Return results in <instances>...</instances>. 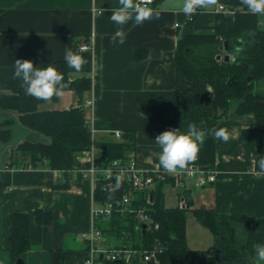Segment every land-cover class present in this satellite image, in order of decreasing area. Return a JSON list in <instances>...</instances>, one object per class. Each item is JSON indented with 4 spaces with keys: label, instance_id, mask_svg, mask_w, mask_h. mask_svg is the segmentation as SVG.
<instances>
[{
    "label": "crops",
    "instance_id": "obj_1",
    "mask_svg": "<svg viewBox=\"0 0 264 264\" xmlns=\"http://www.w3.org/2000/svg\"><path fill=\"white\" fill-rule=\"evenodd\" d=\"M183 4L184 0H155L150 9L159 13V19L141 26L130 21L124 25L126 41L119 44L110 39L118 27L110 21L111 10L120 6L119 0H0V94L11 93L9 81L21 87V80L13 78L16 59L31 60L34 67L48 66L64 60L65 49H71L87 60L80 72L70 68L71 79L88 76L91 88L80 101L72 90L64 89L56 100H42L38 108L80 104L86 119L93 121L94 153L96 143L112 139L113 131L130 130L135 145L129 154L138 166L160 165L154 153L161 149L154 139L171 129L140 112L137 100L150 103L174 98L177 40L207 29L219 4L248 11L240 0H216L197 8L189 19L182 12ZM92 33L93 49L78 50L79 43L88 41ZM161 67L163 73L157 78ZM87 97L93 99L90 106L85 104ZM18 115L15 109L0 107V128L9 129L8 138H0V264H81L92 196L91 184L80 169L88 166L89 152L76 154L79 168L71 173L68 187H53L60 176L44 163L35 167L21 166L19 161L10 164L19 154V143L49 142L48 137L21 124ZM220 128L228 131L229 140L216 139L215 180L202 186L196 183L197 176L184 178L180 184L173 178L155 180L150 187L152 201L172 208L180 206L186 196L191 199L185 214L187 247L212 251L213 264H264L253 249L254 244H264V144L255 147L250 115L224 114L217 122L216 129ZM198 207L239 221L236 233L244 248L235 260H227L224 242L196 220L191 209ZM37 208L51 211L50 223L35 221ZM16 212L30 215L31 247L11 261L9 220Z\"/></svg>",
    "mask_w": 264,
    "mask_h": 264
},
{
    "label": "trees",
    "instance_id": "obj_2",
    "mask_svg": "<svg viewBox=\"0 0 264 264\" xmlns=\"http://www.w3.org/2000/svg\"><path fill=\"white\" fill-rule=\"evenodd\" d=\"M155 0L153 1V3ZM231 14L217 12L213 23L207 29L188 33L177 40L175 48V96L171 100L146 102L137 100V108L143 114L164 123L169 129L188 131L194 123L205 133L216 128L217 122L227 111L234 116L250 115L253 120L254 144H264V88L258 82L264 79V29L257 26V15L232 6ZM228 54L229 59L224 56ZM138 56V54H137ZM64 76L65 89L73 91L78 101L91 88L88 76L70 77V68L65 60L53 64ZM46 68L47 66H39ZM159 68L155 77H160ZM10 94H0V107L12 108L19 113L18 119L28 129L41 133L49 142L23 141L17 145L15 161L21 166L35 167L44 163L51 170H62L60 182L53 187H68L72 170L78 167L75 156L91 147L90 129L80 104L63 109L40 110L38 100L25 94V89L16 81L7 83ZM56 100L57 96H53ZM6 124V123H5ZM8 128H0V138L6 140ZM95 162L106 164L112 159H125L134 149L133 131L126 130L120 140L106 139L97 143ZM216 138L206 135L194 163L208 170L215 162ZM168 179V178H167ZM116 188L117 175L109 184L99 180L93 197L98 202L116 203L128 189L120 180ZM128 208L145 207L152 219L150 228L136 224L133 212H122L121 205L107 219L99 220L103 235L113 234L119 240L115 247L125 246L138 250L157 245L155 259L141 262L132 260L129 264H213V252L190 249L186 244L185 214L191 206V199L184 197L182 205L165 208L152 201L151 190H134L130 193ZM151 198L146 202V197ZM180 197V196H179ZM182 197V196H181ZM196 220L226 247L228 261L235 260L244 244L236 233L239 221L225 217L211 208L191 209ZM34 219L39 224L51 222L50 210L37 208ZM154 223L158 226L154 228ZM9 258L16 260L30 249V215L12 213L9 220ZM104 264H126L122 260H108Z\"/></svg>",
    "mask_w": 264,
    "mask_h": 264
},
{
    "label": "clouds",
    "instance_id": "obj_3",
    "mask_svg": "<svg viewBox=\"0 0 264 264\" xmlns=\"http://www.w3.org/2000/svg\"><path fill=\"white\" fill-rule=\"evenodd\" d=\"M143 0H119V7L111 10L110 21L117 25V30L110 37L113 43L124 44L126 32L124 25L132 21L136 26L143 25L146 21L159 19V13L152 9L141 6ZM216 0H184L182 12L190 18L197 8L214 4ZM241 5L246 6L248 12L257 15V26L264 29V0H240ZM64 60L69 68L80 72L87 60L79 53L71 49H65ZM14 79L21 80V87L25 94L38 100H50L53 96L63 94L67 84L64 76L58 72L53 64L46 68L34 67L33 62L27 59H16L14 63ZM211 134L214 138L224 142L229 140V133L225 128L210 130V133L197 128L194 123L188 125L187 133H181L178 129L167 130L156 135L154 141L161 151L154 153L158 156L159 163L167 173H175L177 169H184L190 162L196 160L200 151V145L204 143L206 135ZM120 181L117 177L116 188ZM253 249L256 257L264 261V244H254Z\"/></svg>",
    "mask_w": 264,
    "mask_h": 264
},
{
    "label": "built area",
    "instance_id": "obj_4",
    "mask_svg": "<svg viewBox=\"0 0 264 264\" xmlns=\"http://www.w3.org/2000/svg\"><path fill=\"white\" fill-rule=\"evenodd\" d=\"M154 0H143L141 6L151 7ZM135 2H140V0H135ZM217 12H222L223 14H231L234 12L232 7L219 4L216 8ZM96 13H100L97 10ZM192 18V14L190 18ZM93 49V33L90 35L88 41H82L78 45V50H92ZM85 104L90 106L93 104L92 97H87ZM87 123L90 129V135L94 132L92 118L87 119ZM112 136L115 140H120L122 136V131L115 130L112 132ZM89 152V164L88 166L81 168L80 172L84 177H86L91 184V205H90V227L84 234V241L86 243V253L81 264H104L108 260H118L129 264L132 260L138 259L141 262L149 261L155 259L157 245H153L149 248L142 250L130 248V247H109L101 240H104V235L98 226L99 220L107 219L114 211L118 210L121 205L120 210L124 212H133L136 217V224L142 225L150 228L152 224V219L147 212L145 207L139 208H128L127 203L130 201V193L134 190L150 189L151 185L155 180H165L167 178H173L176 184H180L182 179L197 176L196 183L200 186L213 182L215 180L214 169L205 170L200 166L189 163L184 169H177L175 173H167L161 165H156L150 169H143L138 166L133 154H129L125 159H112L106 164H97L95 162L96 153L93 151V142L91 140V147L87 150ZM79 168V167H77ZM75 168V169H77ZM74 169V170H75ZM72 170V172L74 171ZM59 176L63 172L62 170H54ZM117 175L120 180H123L127 184V190L122 194L121 198L112 203L111 201L98 202L93 197L94 188L99 180L107 181L106 184L110 183L111 178ZM151 198L146 197V202H150ZM183 201H181L182 205ZM157 224L154 223V228H157Z\"/></svg>",
    "mask_w": 264,
    "mask_h": 264
},
{
    "label": "rangeland",
    "instance_id": "obj_5",
    "mask_svg": "<svg viewBox=\"0 0 264 264\" xmlns=\"http://www.w3.org/2000/svg\"><path fill=\"white\" fill-rule=\"evenodd\" d=\"M258 87L264 88V79L258 82ZM227 113L228 112L226 111L224 114H227ZM106 136L111 138V135H109V134H106ZM101 243H104L105 245H107L109 247H114L115 245L119 244L120 242L116 237L113 236V234H105L104 240L102 239Z\"/></svg>",
    "mask_w": 264,
    "mask_h": 264
},
{
    "label": "water",
    "instance_id": "obj_6",
    "mask_svg": "<svg viewBox=\"0 0 264 264\" xmlns=\"http://www.w3.org/2000/svg\"><path fill=\"white\" fill-rule=\"evenodd\" d=\"M224 58H225V60H228L229 59V55L228 54H226L225 56H224ZM145 225L143 224V227H144Z\"/></svg>",
    "mask_w": 264,
    "mask_h": 264
}]
</instances>
